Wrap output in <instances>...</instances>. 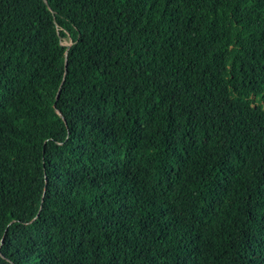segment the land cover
Listing matches in <instances>:
<instances>
[{
	"label": "trees",
	"instance_id": "trees-1",
	"mask_svg": "<svg viewBox=\"0 0 264 264\" xmlns=\"http://www.w3.org/2000/svg\"><path fill=\"white\" fill-rule=\"evenodd\" d=\"M0 264H264V0H0Z\"/></svg>",
	"mask_w": 264,
	"mask_h": 264
},
{
	"label": "rangeland",
	"instance_id": "rangeland-1",
	"mask_svg": "<svg viewBox=\"0 0 264 264\" xmlns=\"http://www.w3.org/2000/svg\"><path fill=\"white\" fill-rule=\"evenodd\" d=\"M66 44H70V41H64Z\"/></svg>",
	"mask_w": 264,
	"mask_h": 264
},
{
	"label": "water",
	"instance_id": "water-1",
	"mask_svg": "<svg viewBox=\"0 0 264 264\" xmlns=\"http://www.w3.org/2000/svg\"><path fill=\"white\" fill-rule=\"evenodd\" d=\"M70 47V45L68 46V48Z\"/></svg>",
	"mask_w": 264,
	"mask_h": 264
}]
</instances>
